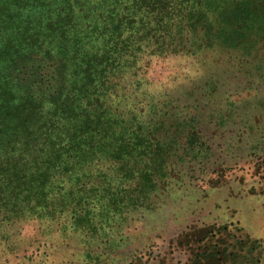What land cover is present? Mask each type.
Segmentation results:
<instances>
[{
  "label": "rangeland",
  "instance_id": "obj_1",
  "mask_svg": "<svg viewBox=\"0 0 264 264\" xmlns=\"http://www.w3.org/2000/svg\"><path fill=\"white\" fill-rule=\"evenodd\" d=\"M72 3L76 24L93 26L86 50L133 44V0ZM185 6L179 51L161 54L168 38L149 35L114 80L152 147L171 150L151 207L97 234L5 225L0 264H264V0Z\"/></svg>",
  "mask_w": 264,
  "mask_h": 264
},
{
  "label": "trees",
  "instance_id": "obj_2",
  "mask_svg": "<svg viewBox=\"0 0 264 264\" xmlns=\"http://www.w3.org/2000/svg\"><path fill=\"white\" fill-rule=\"evenodd\" d=\"M185 3L133 0V44L86 50L93 26L76 24L72 0H0V227L67 221L97 234L151 207L171 150L152 147L114 80L149 35L168 38L161 54L179 51Z\"/></svg>",
  "mask_w": 264,
  "mask_h": 264
}]
</instances>
